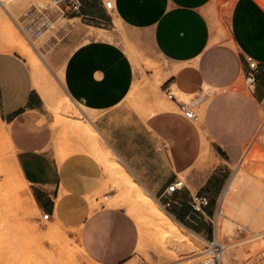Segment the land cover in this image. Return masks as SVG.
<instances>
[{
  "label": "crops",
  "instance_id": "crops-1",
  "mask_svg": "<svg viewBox=\"0 0 264 264\" xmlns=\"http://www.w3.org/2000/svg\"><path fill=\"white\" fill-rule=\"evenodd\" d=\"M106 1L64 2V14L100 33L99 39L78 46L64 68V89L93 116L94 122L83 119L97 132L100 151L90 148L94 141L88 145L92 136L88 140L84 130H77V138L110 171L118 175V165L126 169L186 232L210 242L232 167L242 161L263 123L264 7L258 0L235 1L231 49L214 43L208 14L213 0H111L112 11L105 8ZM75 4L81 6L77 11ZM117 25L149 35L157 56L168 63L159 73L158 86L155 75L145 84L155 107L164 83L162 91L175 89L183 97H194V107L205 105L200 127L175 109V101L146 116L126 106L139 77L125 49L110 40L109 32ZM250 58L260 66L251 90L239 86ZM31 77L20 56L0 53V118L39 211L49 215V222L78 231L79 244L94 262L127 264L140 240L137 222L124 207L93 208L92 198L103 190L104 169L93 155L65 146L43 100L55 112L60 109L53 106L54 98L46 99L34 87ZM201 128L212 158V165L202 169L209 154L200 159ZM196 197L206 200L200 211L193 207Z\"/></svg>",
  "mask_w": 264,
  "mask_h": 264
},
{
  "label": "rangeland",
  "instance_id": "rangeland-1",
  "mask_svg": "<svg viewBox=\"0 0 264 264\" xmlns=\"http://www.w3.org/2000/svg\"><path fill=\"white\" fill-rule=\"evenodd\" d=\"M57 1L0 0V48L10 50L14 47L12 41L15 32L29 42L31 51L35 48L30 59L16 51L5 53L20 56L27 63L30 73H33V62L40 61L44 74L50 78V82H47L49 99L54 98L52 102L55 106L58 104L60 109L56 113L43 98L44 111L54 121L62 141L70 148V152H87L102 165L105 174L103 190L92 198L93 208L110 207V202L116 201L128 205L134 202L135 205L136 197H130L131 188L127 186V182L123 186L120 185L118 175L113 170L110 171L102 160L92 154L90 148L80 143L77 138L79 133L77 130H84L87 134L88 131L92 133V129L84 119L88 117L94 122V118L66 93L63 82L64 68L70 54L78 46L92 39H99L100 33H97L93 25L88 22L80 19L72 20L63 13L66 4L62 2L57 5ZM235 1L213 0L208 6V14L215 34L214 43L231 49L234 46L231 44L230 18ZM258 1L264 7V0ZM109 34L110 40L121 44L128 53L139 77V83L135 85L125 102L126 106L144 116L151 114L156 107L145 84H148V78L155 75L158 86L161 82V77L158 78L159 73L167 70L168 63L157 56L149 35L127 31L120 25H117V30H112ZM33 81L35 82L34 78ZM163 85L164 83L159 87L157 104L171 102L162 91ZM239 86L246 87L244 76H241ZM173 93L181 102L195 103L194 97H183L175 89ZM175 109L178 110L177 107ZM204 109L205 106L199 107V105L194 109L200 119ZM202 123V120L196 122L199 127ZM7 134H9L8 127L0 118V147L5 166L4 171H0V187L12 193L9 201L1 206L0 218L5 220V223L1 226L0 264H96L83 252L84 250H80L83 248L79 244L78 231L66 229L59 222L44 220V214L32 206L28 198L30 187L21 181L16 167L18 163L16 151L8 144ZM100 142L107 147L101 138ZM258 149L264 152V114L262 126L245 147L242 161L232 167V176L228 184L241 172L245 173L246 178L249 177L243 183L237 184L236 192L232 193V204H225L222 210V197L227 190L226 187L219 199L218 210L213 219L215 227L213 240L224 246L221 259L227 258L228 264H264V160L255 156L254 152ZM211 160L209 154L201 163V169L208 163L212 165ZM183 181L186 183L185 180ZM111 193L115 194L112 198L109 197ZM26 209L31 213L28 214ZM125 209L128 210L126 207ZM224 222L227 227L223 226ZM137 225L139 227V224ZM147 227V234L142 239L140 236L143 242L142 249L137 251L127 264H175V262L176 264H221V259L214 258L208 249V241L201 237L185 231L184 234L194 244L193 247H187L177 239L157 232L155 227L151 225ZM197 253H202V259L200 256L195 257Z\"/></svg>",
  "mask_w": 264,
  "mask_h": 264
},
{
  "label": "bare ground",
  "instance_id": "bare-ground-1",
  "mask_svg": "<svg viewBox=\"0 0 264 264\" xmlns=\"http://www.w3.org/2000/svg\"><path fill=\"white\" fill-rule=\"evenodd\" d=\"M13 39L14 40L12 41V43L15 44V45H13L14 47H12V49H10V50L9 49L0 48V53H5L7 51H11V52L12 51H16V52L22 54L23 56H26V58L30 59L31 56H33V50L35 48L34 49L32 48V51H31V48L29 46V42H27L24 39H22L21 37H19V35L16 32L14 34V38ZM34 57H36V56L34 55ZM32 75H33V78L35 80V82L33 81L34 87L36 89H38V91H40L46 99H48L49 96H48L47 93L49 91V86H47L48 85L47 82H50V78H47V75L44 74L43 69H42V64L40 63V61L38 62V61L35 60V62H33V73H32ZM155 80H157V78ZM157 102L159 103V101H157ZM161 104H163V103H161ZM161 104L160 105L159 104L156 105V107L158 109H161V110L165 109V106H163ZM51 106H52V104H51ZM53 106H55V104H53ZM204 106L205 105H203V107ZM57 107H58V104H57ZM92 129H93V127H92ZM88 133H89L88 135H90V137L88 135L85 136L86 138L89 137V139L87 138L88 140H90V138L92 136V140H90V142L88 141V145H91L92 144L91 142L94 141L90 148H93V151H95L94 147H95V149H97V146H96L97 143L96 142H98L97 137H96L97 136V132L95 134V132L92 130V133L89 132V131H88ZM201 133H202V137H203V152L201 154V158L200 159H203L209 153V143H208V141L206 139V136H205L204 131L202 130V128H201ZM98 138L100 139V137H98ZM87 139H86V141H87ZM7 142L15 150L14 145L12 144L13 142H11L9 134H7ZM95 143H96V145H95ZM97 150L100 151V149H97ZM103 152H105V151H103ZM110 153H108V154H110ZM254 154H255L256 157H260L261 159L264 160V152L262 150L258 149V150H256L254 152ZM16 167L18 169L21 181H23L24 184L27 187H29L28 183L26 182L25 178L23 177V174L21 172V169H20L18 163H16ZM4 168H5V166H4V163H3L2 151H1V147H0V171H2V170L4 171ZM117 169H118V176L120 178L119 180H120V183H121L120 185L123 186L127 182V186H129L131 188V191L129 190L130 197H133V196L136 197V201H135L136 203H135V205H133L134 202H132V205H128L127 203L117 202L116 201L115 203L110 202L111 205L110 204L109 205L111 207L112 206H114V207L115 206L116 207H124V208L126 207L128 209L127 211L129 212V214L135 219L137 224H139V233H140L141 239L147 234L148 227H150V226L147 227V225H151V226L155 227L157 232H159L161 234H166V235H168V236H170L172 238H175V239L178 240L179 243L185 244L187 247H193L194 244L192 243L191 239L186 234H184L185 229L181 225H179L176 221H174V219H172L173 217L171 218V216L168 214V212L157 202L158 200H156L153 197V195H151V193L149 194V192H147V190L143 186H141V184H139L137 181H135L134 178L126 171V169H124L120 165L117 166ZM248 177L246 178L245 173L241 172L238 175H236L230 181V183L227 186V190H226V192L224 193V195L222 197V208H221L222 210H223V206L225 204H232V193L234 194V192H236L235 190H236L237 184L238 183H243V181L245 179L247 180ZM122 183H124V184H122ZM10 188H11V186H10ZM11 195H12L11 192L8 193V192L4 191L3 188L0 187V214H2V212H1L2 204L7 203L9 201V198L11 197ZM28 198H29L32 206L39 210V208H38V206L36 204V201H35L32 193H31V191H29V197ZM122 198H124V197H122ZM222 210L220 211V213H222ZM26 211H27L28 214L31 213V212L28 211V209H26ZM4 223H5V220L3 221L0 218V240H1V236H2L1 226ZM218 224H219V222H218ZM223 226L227 227V224L224 222ZM142 247H143V242H142V240H140L139 244H138V247H137V251H140L142 249ZM80 250H84V249H80ZM83 252L85 253V251H83ZM201 255H202V253H197V254H195V257L200 256V258H201ZM181 260H183V259H181ZM179 261L177 260V262H179ZM175 264H176V262H175ZM177 264H179V263H177ZM221 264H228L227 258L226 259H224V258L221 259Z\"/></svg>",
  "mask_w": 264,
  "mask_h": 264
},
{
  "label": "built area",
  "instance_id": "built-area-1",
  "mask_svg": "<svg viewBox=\"0 0 264 264\" xmlns=\"http://www.w3.org/2000/svg\"><path fill=\"white\" fill-rule=\"evenodd\" d=\"M67 0H58L56 2V4H60L62 2H65ZM80 5L79 4H75L74 6V10H79L80 9ZM105 8L109 11H112L114 9V4L111 0H108L105 2ZM259 64L258 62H256L253 59H248L247 60V70L245 73V84H246V88L251 90L253 89L256 80H257V75L259 73ZM166 96L171 100V101H175L178 105V109L179 112L181 114H183L187 119L193 121V122H197L200 121V117L198 115V113L194 110L195 107L193 106L192 103H185V102H181L177 99V96L172 92V91H166L165 92ZM205 199H201L196 197L194 199V210L196 211H200L201 207L203 204H205ZM43 219L44 220H48L49 219V215L48 214H44L43 215ZM208 249L211 251L212 255L214 258L216 259H221V255L224 251V246L222 244H220L219 242H217L216 240H212L210 242H208Z\"/></svg>",
  "mask_w": 264,
  "mask_h": 264
}]
</instances>
